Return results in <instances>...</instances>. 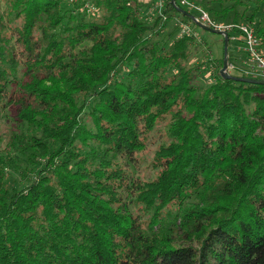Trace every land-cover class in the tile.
<instances>
[{
    "label": "trees",
    "instance_id": "obj_1",
    "mask_svg": "<svg viewBox=\"0 0 264 264\" xmlns=\"http://www.w3.org/2000/svg\"><path fill=\"white\" fill-rule=\"evenodd\" d=\"M187 1L264 80V0ZM148 5L0 0V264H264V84Z\"/></svg>",
    "mask_w": 264,
    "mask_h": 264
},
{
    "label": "built area",
    "instance_id": "obj_2",
    "mask_svg": "<svg viewBox=\"0 0 264 264\" xmlns=\"http://www.w3.org/2000/svg\"><path fill=\"white\" fill-rule=\"evenodd\" d=\"M182 4L188 5L190 8L198 9L200 12L199 17L197 18L201 24L204 26H207L209 28L219 30V31H231L233 28H235L234 24H226L224 22H216L211 19L209 14L204 11L201 7L195 5L194 3H191L187 0H180ZM160 3V9L162 8L164 4V0H159L154 4L153 10L157 9L159 7ZM156 6V8H155ZM239 28L245 35H246V42L245 47L243 48L248 54H249V60L254 65V68H257L259 72L264 74V51L260 48V41L254 38L253 34V28L247 25H239L236 26ZM189 29L184 26L182 28V33L188 32Z\"/></svg>",
    "mask_w": 264,
    "mask_h": 264
},
{
    "label": "rangeland",
    "instance_id": "obj_3",
    "mask_svg": "<svg viewBox=\"0 0 264 264\" xmlns=\"http://www.w3.org/2000/svg\"><path fill=\"white\" fill-rule=\"evenodd\" d=\"M141 3H147L148 4V1H150V0H139ZM155 4V3H154ZM156 5V4H155ZM249 8H243L242 9V11H244L245 12V14L247 13V15L249 14V13H251L252 12V10L254 9V4H250L249 6H248ZM151 8H152V6H151ZM155 8H156V6H155ZM159 9H160V3H159V7L157 8V9H155L154 11L156 12V11H159ZM259 11L260 12H263V14H264V6L263 5H261L260 6V8H259ZM245 24H251V22H248V21H245L244 22ZM247 26H250V25H247ZM199 32L202 34V38H205V40L207 41V43L209 42V46H208V48H212L213 49V51L211 52L212 53V55H213V59L214 60H220L221 58H222V56H223V53H222V47H221V45H222V43L220 42V39H221V37H219V36H215V35H212V34H210V33H208V32H206V31H203L202 29H200L199 30ZM244 46L245 45H243L242 43L241 44H237V45H234V46H232V47H243L244 48ZM238 50V49H237ZM237 50H235L236 51V55H237V57H238V59L236 60V64L241 68H245V69H249L250 67L249 66H247V65H249V63H251V61L248 59L247 60V54L246 53H244V52H242V50H239V51H237ZM216 52H217V54H216ZM215 57H216V59H215ZM223 58H224V56H223ZM197 59V62L199 61V58L197 57L196 58ZM245 59V60H244ZM247 64V65H246ZM209 66V64H206V67H208ZM231 67H232V65H229L228 64V72H230L229 70L231 69ZM202 70H204V69H202ZM201 70V71H202ZM258 69L257 68H254V73L256 74V73H261V72H259V71H257ZM208 73V72H207ZM207 73L206 74H203V72L201 73V77L199 78V82H201V83H205V82H208V80H206V78H204V77H206L207 76ZM208 77V76H207ZM147 164V158L143 161V163H142V168L145 166ZM148 172V171H147ZM150 172H148V174H149Z\"/></svg>",
    "mask_w": 264,
    "mask_h": 264
},
{
    "label": "water",
    "instance_id": "obj_4",
    "mask_svg": "<svg viewBox=\"0 0 264 264\" xmlns=\"http://www.w3.org/2000/svg\"><path fill=\"white\" fill-rule=\"evenodd\" d=\"M175 0H172V2H174ZM194 22L198 23V25L204 29H208V30H211L212 32H216V33H219V34H222L224 36V59H223V66L220 70L221 74L223 77L225 78H233V79H236V80H243V81H248V82H253V83H263L264 84V80H257V79H251V78H239V77H234L232 75L229 74L228 72V42H229V37L227 36V32L225 31H219V30H215V29H211L207 26H204L203 24H201L199 22V20L194 17L193 15H189Z\"/></svg>",
    "mask_w": 264,
    "mask_h": 264
},
{
    "label": "crops",
    "instance_id": "obj_5",
    "mask_svg": "<svg viewBox=\"0 0 264 264\" xmlns=\"http://www.w3.org/2000/svg\"><path fill=\"white\" fill-rule=\"evenodd\" d=\"M157 1H158V0H150V1H148L149 5H148L146 11H148V10L150 9L151 5H153V4L156 3Z\"/></svg>",
    "mask_w": 264,
    "mask_h": 264
},
{
    "label": "bare ground",
    "instance_id": "obj_6",
    "mask_svg": "<svg viewBox=\"0 0 264 264\" xmlns=\"http://www.w3.org/2000/svg\"><path fill=\"white\" fill-rule=\"evenodd\" d=\"M83 12H84V10H83Z\"/></svg>",
    "mask_w": 264,
    "mask_h": 264
}]
</instances>
